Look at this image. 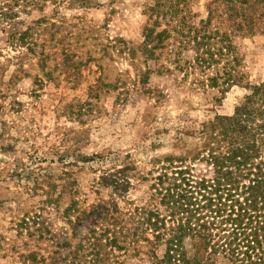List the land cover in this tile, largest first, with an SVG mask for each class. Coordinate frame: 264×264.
<instances>
[{
    "label": "rangeland",
    "instance_id": "374dc122",
    "mask_svg": "<svg viewBox=\"0 0 264 264\" xmlns=\"http://www.w3.org/2000/svg\"><path fill=\"white\" fill-rule=\"evenodd\" d=\"M29 1L0 0V264H37L32 252L44 258L38 264H91L90 250L78 249L89 244L86 228L74 236L63 210L74 200L80 210L94 204L95 182L117 168L130 170L131 185L115 202L168 214L158 193L174 183L176 168L165 159L191 158L202 125L233 115L249 86L264 83V36H233L242 81L217 102L216 91L193 84L196 75L175 69L173 38L157 42L148 33L167 28L166 19L154 26L155 0ZM185 3L197 24L211 0ZM151 38L154 58L147 53ZM129 48L139 49L135 59ZM185 166L191 184L210 176L199 164ZM110 192L101 194L109 199ZM61 194L58 205L47 206L49 195L55 201ZM42 207L41 225L16 227L24 213ZM185 246L191 256V240ZM140 258L125 264H146ZM101 259L116 260L109 248Z\"/></svg>",
    "mask_w": 264,
    "mask_h": 264
},
{
    "label": "trees",
    "instance_id": "16d2710c",
    "mask_svg": "<svg viewBox=\"0 0 264 264\" xmlns=\"http://www.w3.org/2000/svg\"><path fill=\"white\" fill-rule=\"evenodd\" d=\"M46 1L29 2L43 7L41 2ZM185 4V0H155L154 26H160L158 18L166 19L167 28L156 35L153 29L148 33L157 42L173 38L175 69L185 77L196 75L193 84L216 91V100L221 102L242 81L238 70L242 64L232 38L257 32L264 36V0H211L207 17L197 24L185 11ZM30 29L18 41H25ZM147 46L148 55L154 58L152 38ZM188 50L195 54L190 61L184 56ZM129 51L133 59L140 53L138 48ZM141 83H146L145 76ZM197 141L191 158L165 159L168 167L176 168L174 183L158 193L163 195L168 214L155 208L121 207L115 202L126 199L131 185L130 170L117 168L103 170L95 182L99 197L94 204L80 210L74 200L63 210L74 236H83L77 229L86 228L84 237L89 244L81 243L78 249L90 250L91 264H105L101 259L104 248L116 259L108 264H125L127 258L136 257L146 264H264V83L249 86L233 115H216L204 123ZM188 161L206 168L210 176L191 184L184 177L190 171L189 166L184 169ZM164 177L167 175L161 174L158 181L162 183ZM105 188H111L109 199L101 194ZM61 196L54 201L49 195L45 203H57ZM46 210L24 213L16 227L28 231L41 225ZM188 239L191 256L185 246ZM116 253H122L124 260ZM28 258L37 264L44 261L43 257L37 261L34 252Z\"/></svg>",
    "mask_w": 264,
    "mask_h": 264
}]
</instances>
